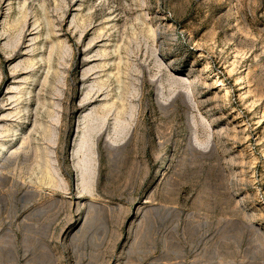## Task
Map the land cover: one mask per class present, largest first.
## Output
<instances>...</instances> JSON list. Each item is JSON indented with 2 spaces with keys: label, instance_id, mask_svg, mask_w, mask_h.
I'll return each instance as SVG.
<instances>
[{
  "label": "rangeland",
  "instance_id": "374dc122",
  "mask_svg": "<svg viewBox=\"0 0 264 264\" xmlns=\"http://www.w3.org/2000/svg\"><path fill=\"white\" fill-rule=\"evenodd\" d=\"M0 135V264H264V0H0Z\"/></svg>",
  "mask_w": 264,
  "mask_h": 264
},
{
  "label": "bare ground",
  "instance_id": "6f19581e",
  "mask_svg": "<svg viewBox=\"0 0 264 264\" xmlns=\"http://www.w3.org/2000/svg\"><path fill=\"white\" fill-rule=\"evenodd\" d=\"M0 137H1V135H0ZM26 140H27V139H22V141L24 142V144H25V141H26ZM0 146L3 147L4 145H2L1 142H0ZM14 152H15V151H14ZM12 153H13V152H12Z\"/></svg>",
  "mask_w": 264,
  "mask_h": 264
}]
</instances>
